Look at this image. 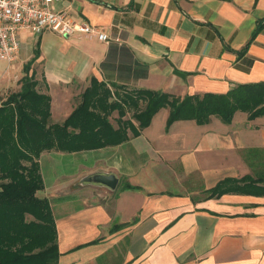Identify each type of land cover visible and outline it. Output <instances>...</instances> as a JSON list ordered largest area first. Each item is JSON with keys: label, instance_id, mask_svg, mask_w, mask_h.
Segmentation results:
<instances>
[{"label": "crops", "instance_id": "1", "mask_svg": "<svg viewBox=\"0 0 264 264\" xmlns=\"http://www.w3.org/2000/svg\"><path fill=\"white\" fill-rule=\"evenodd\" d=\"M54 8L110 38L18 33L17 57L0 61V103L31 63L54 124L68 118L91 78L179 98L264 82V0H61ZM167 117L160 110L119 146L62 157L76 167L48 184L42 162L60 163L61 153L40 156L37 196L55 220L57 264H264V194L206 198L219 181L257 176L243 156L264 150V117L238 112L229 125L211 118L166 129ZM93 173L115 174L117 189L79 184ZM166 173L177 191L165 186ZM122 182L135 189L121 190ZM113 225L123 227L111 233Z\"/></svg>", "mask_w": 264, "mask_h": 264}, {"label": "trees", "instance_id": "2", "mask_svg": "<svg viewBox=\"0 0 264 264\" xmlns=\"http://www.w3.org/2000/svg\"><path fill=\"white\" fill-rule=\"evenodd\" d=\"M262 29L258 24L248 44ZM30 65L24 66L19 89L0 103V264L58 263L51 207L46 198L37 196L44 189L39 164L43 153L75 154L119 146L130 136L138 137L162 109L168 110L166 129L178 121L204 126L211 118L229 125L238 112L246 114L249 121L264 117V82L240 84L225 94L179 98L158 91L128 90L91 78L68 118L54 124L51 99L38 91ZM244 155L249 167L258 170L257 176L219 181L206 190L207 199L228 193L264 194V150ZM259 184H263L260 189ZM120 189L135 187L122 182ZM122 227L113 225L110 232Z\"/></svg>", "mask_w": 264, "mask_h": 264}, {"label": "built area", "instance_id": "3", "mask_svg": "<svg viewBox=\"0 0 264 264\" xmlns=\"http://www.w3.org/2000/svg\"><path fill=\"white\" fill-rule=\"evenodd\" d=\"M61 0H0V61L11 63L18 54V33L45 32L65 38L96 39L107 43L109 36L99 27L74 21L54 8Z\"/></svg>", "mask_w": 264, "mask_h": 264}, {"label": "rangeland", "instance_id": "4", "mask_svg": "<svg viewBox=\"0 0 264 264\" xmlns=\"http://www.w3.org/2000/svg\"><path fill=\"white\" fill-rule=\"evenodd\" d=\"M3 63L0 62V69H2L3 67ZM19 84V83H18ZM15 86L10 89L9 91H7L6 95L10 94L12 91L16 90V86L17 84H14ZM116 117V115L114 114V118ZM127 117L131 118V113H128ZM61 155V159L62 157L68 156L70 154H64L61 153L59 154ZM62 161V162H61ZM60 161V163H53V162H48L47 160H43L42 165H41V169L43 171L44 177H45V182L48 184L49 181L52 179V177L55 175V173H57V175H61V174H71V170H73V168L76 167L75 162L74 163H69L67 158L66 159H62ZM251 170V169H250ZM251 172L254 175L255 170H251ZM165 179L164 183L165 186L169 189V190H174L177 191V181H172V178L170 177V174L166 173L165 177H163ZM180 188V187H178ZM71 199H75V196H72ZM70 199V200H71Z\"/></svg>", "mask_w": 264, "mask_h": 264}, {"label": "water", "instance_id": "5", "mask_svg": "<svg viewBox=\"0 0 264 264\" xmlns=\"http://www.w3.org/2000/svg\"><path fill=\"white\" fill-rule=\"evenodd\" d=\"M178 74L179 73H175ZM81 186H93L97 188H104L108 191H115L119 184L118 177L113 173H93L79 182Z\"/></svg>", "mask_w": 264, "mask_h": 264}]
</instances>
